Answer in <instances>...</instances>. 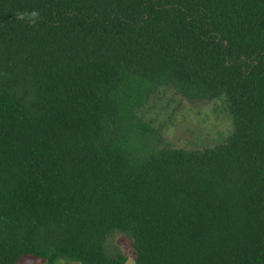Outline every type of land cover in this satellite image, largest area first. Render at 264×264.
Wrapping results in <instances>:
<instances>
[{"label":"trees","instance_id":"trees-1","mask_svg":"<svg viewBox=\"0 0 264 264\" xmlns=\"http://www.w3.org/2000/svg\"><path fill=\"white\" fill-rule=\"evenodd\" d=\"M163 85L232 132L133 146ZM116 230L134 264H264V0H0V264H123Z\"/></svg>","mask_w":264,"mask_h":264},{"label":"rangeland","instance_id":"rangeland-1","mask_svg":"<svg viewBox=\"0 0 264 264\" xmlns=\"http://www.w3.org/2000/svg\"><path fill=\"white\" fill-rule=\"evenodd\" d=\"M135 120L151 128L142 133L133 126V146L153 143L159 137L163 144L185 150H202L222 142L232 132L231 118L226 104L221 99L192 98L172 86L163 85L144 90V95L134 108ZM138 120V121H137ZM158 135V136H157ZM105 250L111 255L126 257L123 264H134L135 255L128 235L113 231L104 242ZM16 264H43L42 259L24 257ZM55 264H80L64 258Z\"/></svg>","mask_w":264,"mask_h":264},{"label":"clouds","instance_id":"clouds-1","mask_svg":"<svg viewBox=\"0 0 264 264\" xmlns=\"http://www.w3.org/2000/svg\"><path fill=\"white\" fill-rule=\"evenodd\" d=\"M18 19L26 20V22H34L39 18L40 13L37 10H32L31 12L18 13Z\"/></svg>","mask_w":264,"mask_h":264}]
</instances>
